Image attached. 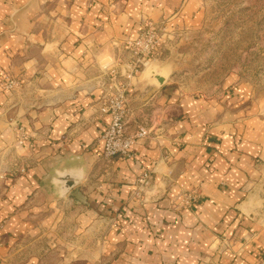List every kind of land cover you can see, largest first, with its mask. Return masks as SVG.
Segmentation results:
<instances>
[{
  "label": "crops",
  "instance_id": "1",
  "mask_svg": "<svg viewBox=\"0 0 264 264\" xmlns=\"http://www.w3.org/2000/svg\"><path fill=\"white\" fill-rule=\"evenodd\" d=\"M186 2L0 0V264H257L264 116L242 122L215 99L168 91L135 157L103 156L101 70L128 63L123 41L142 21L176 18ZM138 76L129 93L151 88ZM5 77L22 86L4 90ZM142 166L152 184L139 200ZM190 191L200 198L186 207Z\"/></svg>",
  "mask_w": 264,
  "mask_h": 264
},
{
  "label": "rangeland",
  "instance_id": "2",
  "mask_svg": "<svg viewBox=\"0 0 264 264\" xmlns=\"http://www.w3.org/2000/svg\"><path fill=\"white\" fill-rule=\"evenodd\" d=\"M148 23L161 28L157 30L159 45L140 64L137 73L140 80L149 82L151 88L128 92L129 130L136 131L143 126L148 130L143 138H153L156 135L155 124L160 115L167 112L163 101L168 91L177 96L197 94L215 99L227 112L241 111L239 117L242 122L250 115L264 116V0H187L186 9L176 18L142 21L139 34ZM139 34L123 41L130 55L129 61L132 51L128 42L135 40ZM108 67L111 66L105 68ZM158 77H163L164 82L160 83ZM7 78L1 81L6 91L4 83ZM12 79L19 81L17 88L22 86L18 78ZM97 84L101 89L102 107L100 74ZM147 92L151 96L150 103L143 100ZM137 101L144 103L137 104ZM148 171L151 181L145 190L150 188L152 170L142 166L135 189L140 176ZM146 191L141 198L135 194L134 197L143 200ZM256 197L257 200L252 203V219L264 231V195L258 193ZM199 198L195 191L187 192L182 197V204L191 207ZM2 231L3 224L0 223V239ZM256 258L257 264H264V250Z\"/></svg>",
  "mask_w": 264,
  "mask_h": 264
},
{
  "label": "built area",
  "instance_id": "3",
  "mask_svg": "<svg viewBox=\"0 0 264 264\" xmlns=\"http://www.w3.org/2000/svg\"><path fill=\"white\" fill-rule=\"evenodd\" d=\"M158 28H160L159 25L148 23L146 29L135 40L128 42V48L132 51V59L127 64L121 63L122 67L103 68L100 73L103 88L102 110L110 117L101 136L103 156L107 160L115 157L134 158L133 147L135 143L148 134L147 128L143 126H140L136 131H130L128 128V90L129 81L138 73L140 64H143L146 57L153 53L159 45ZM18 86L19 81L17 79L7 78L4 83V87L10 91ZM19 131L22 135L18 136V143L23 144L25 135L22 128ZM150 181V171L143 172L134 191L137 198L142 197L145 189L150 185Z\"/></svg>",
  "mask_w": 264,
  "mask_h": 264
},
{
  "label": "water",
  "instance_id": "4",
  "mask_svg": "<svg viewBox=\"0 0 264 264\" xmlns=\"http://www.w3.org/2000/svg\"><path fill=\"white\" fill-rule=\"evenodd\" d=\"M158 79H159V81H160V83L162 82H164V79H163V77H158ZM68 178H65V180H67ZM66 183H65V189L63 190L64 192H67V191H69L74 185H76V181H74V180H71V178H70V181L68 180V181H65Z\"/></svg>",
  "mask_w": 264,
  "mask_h": 264
}]
</instances>
